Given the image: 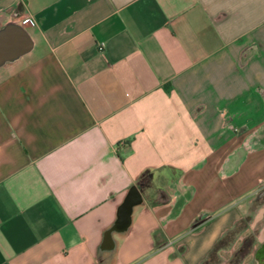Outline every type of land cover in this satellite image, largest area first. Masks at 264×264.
<instances>
[{"label":"crops","instance_id":"obj_1","mask_svg":"<svg viewBox=\"0 0 264 264\" xmlns=\"http://www.w3.org/2000/svg\"><path fill=\"white\" fill-rule=\"evenodd\" d=\"M10 23L0 264H257L264 0H0Z\"/></svg>","mask_w":264,"mask_h":264},{"label":"water","instance_id":"obj_2","mask_svg":"<svg viewBox=\"0 0 264 264\" xmlns=\"http://www.w3.org/2000/svg\"><path fill=\"white\" fill-rule=\"evenodd\" d=\"M32 38L22 25L18 23H10L2 30H0V68L7 62H12L19 59L24 54L30 52L33 49ZM133 193L127 197L124 204L120 209L121 222L127 220L135 205ZM201 217L198 221H195L194 226L198 225ZM264 242L256 253L257 264H264Z\"/></svg>","mask_w":264,"mask_h":264},{"label":"trees","instance_id":"obj_3","mask_svg":"<svg viewBox=\"0 0 264 264\" xmlns=\"http://www.w3.org/2000/svg\"><path fill=\"white\" fill-rule=\"evenodd\" d=\"M149 177H150V179H148ZM151 177H153V172L151 170L145 171L141 175V177H140V179L138 181L139 186H142V187L143 186H149L151 184ZM223 243H224L223 240L220 241L218 247H220L221 244H223ZM249 249H250V245L248 243H246L243 246V248L236 253V255H235L234 259H233V262L236 263V264L238 262H240L241 258L246 254V252H248Z\"/></svg>","mask_w":264,"mask_h":264},{"label":"rangeland","instance_id":"obj_4","mask_svg":"<svg viewBox=\"0 0 264 264\" xmlns=\"http://www.w3.org/2000/svg\"><path fill=\"white\" fill-rule=\"evenodd\" d=\"M260 199H261V200H260ZM262 200H263V201H262ZM257 201H261V202H263L262 204H264V193L261 194L260 198H258ZM258 204H261V203H257V205H258Z\"/></svg>","mask_w":264,"mask_h":264},{"label":"built area","instance_id":"obj_5","mask_svg":"<svg viewBox=\"0 0 264 264\" xmlns=\"http://www.w3.org/2000/svg\"><path fill=\"white\" fill-rule=\"evenodd\" d=\"M28 22L30 25H35V21L33 19H29Z\"/></svg>","mask_w":264,"mask_h":264},{"label":"flooded vegetation","instance_id":"obj_6","mask_svg":"<svg viewBox=\"0 0 264 264\" xmlns=\"http://www.w3.org/2000/svg\"><path fill=\"white\" fill-rule=\"evenodd\" d=\"M264 259V258H263ZM264 261V260H263Z\"/></svg>","mask_w":264,"mask_h":264}]
</instances>
